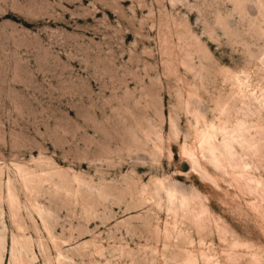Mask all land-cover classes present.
Segmentation results:
<instances>
[{"label": "rangeland", "instance_id": "rangeland-1", "mask_svg": "<svg viewBox=\"0 0 264 264\" xmlns=\"http://www.w3.org/2000/svg\"><path fill=\"white\" fill-rule=\"evenodd\" d=\"M261 94L264 0H0V264H264Z\"/></svg>", "mask_w": 264, "mask_h": 264}, {"label": "bare ground", "instance_id": "bare-ground-1", "mask_svg": "<svg viewBox=\"0 0 264 264\" xmlns=\"http://www.w3.org/2000/svg\"><path fill=\"white\" fill-rule=\"evenodd\" d=\"M242 80V79H241ZM239 81L237 84L239 85V87L240 88H243L244 86H245V82H243V81ZM247 84V83H246ZM245 89H248V88H245ZM253 92V91H252ZM252 94V93H251ZM250 94V95H251ZM249 96V95H248ZM244 98H245V96H244ZM253 101L254 102H256L259 106H263L264 107V95L263 94H261V95H259V96H254L253 98ZM243 105H244V103H243ZM245 107H244V111H246V113H244V114H247V113H250L249 111L251 110L250 109V107L247 105V104H245L244 105ZM252 108V107H251ZM240 110H242V109H240ZM243 111V112H244ZM241 115V114H240ZM248 115V114H247ZM242 116V115H241ZM245 116V115H244ZM242 119V118H241ZM245 120V119H244ZM237 121H238V119H237ZM239 122V121H238ZM245 122V121H244ZM236 123V122H235ZM247 123V122H246ZM207 124V123H206ZM209 124V123H208ZM211 124V123H210ZM234 123H232V125H233ZM220 125H222V124H220ZM235 125H237L236 126V128L232 131L231 130V132L229 131V132H219V133H217V131L214 129V127L213 126H211V125H209V126H207V127H205L204 129H202L201 131H199V133H198V139H197V141H195L196 142V146H197V148L201 151V152H199V153H204L205 155H207L208 156V158H209V160L213 163L212 165L213 166H215V168H218V169H223L224 170V167L226 168V166H225V163L228 161V163H229V165L230 166H228V167H233L235 170H236V174H233V175H235L233 178L235 179V180H238V182L240 183H238V185H237V188H241V182L240 181H242V180H245L244 182H245V185L243 184L242 185V187L244 186V187H248L249 189H250V191H251V189H252V185H251V183L250 182H248V181H246V179H244V174L242 175L240 172V167L242 166H239L236 162V164L234 163V154L236 153L237 154V152L235 151V153H234V151H233V144L234 143H237V142H235V140L236 139H238V137H241L242 136V134H244V133H242L243 131H246V129L245 130H243V123H238V124H235ZM234 125V126H235ZM215 126V125H214ZM219 127V126H218ZM218 127H217V129H218ZM248 127V126H247ZM227 128H229V127H227ZM221 128H219V130H220ZM249 129V128H248ZM251 129V128H250ZM250 129H249V131H250ZM227 131V130H226ZM237 133V136L235 135ZM242 133V134H241ZM247 133V132H246ZM219 134V135H218ZM220 136V140H219V137ZM246 136V135H245ZM255 136V135H254ZM244 138V137H243ZM242 138V139H243ZM241 139V140H242ZM246 140H247V138H245ZM194 140V139H193ZM244 140V139H243ZM242 140V142H244ZM255 144H256V140L254 141L253 139H251ZM195 142H193V143H195ZM241 142V141H240ZM247 142H248V140H247ZM238 143H239V141H238ZM240 145H241V143H239ZM249 144V143H248ZM248 144H247V146H248ZM235 145H237L238 146V144H235ZM244 145V144H243ZM243 145H242V147H243ZM190 146H191V144H190ZM192 146H194V144L192 145ZM251 146V145H250ZM252 146H253V144H252ZM254 147V146H253ZM195 148V147H194ZM196 148V149H197ZM249 147H247V149H248ZM243 149V148H242ZM247 149H243V150H245V152H246V150ZM250 149H252L251 147H250ZM250 149H248L249 151H250ZM242 150V151H243ZM256 150V149H255ZM249 151H247L248 152V154H249ZM182 152H183V155L186 157V160L192 165V166H195V167H197V168H201V172H202V174L205 176V177H207V178H209V175L206 173V171H205V169H202V167H200V164L197 162V160H196V158H197V156L198 155H200L199 153H198V155L196 156V158H195V155H194V152L190 149V148H188V147H183V150H182ZM244 152V151H243ZM254 153H255V151H253ZM197 153V152H196ZM253 153V154H254ZM203 154V155H204ZM251 154V153H250ZM202 155V156H203ZM204 155V156H205ZM252 156V155H251ZM253 157V156H252ZM251 157V158H252ZM204 158V157H203ZM236 159V158H235ZM244 166V165H243ZM232 168V169H233ZM228 169V168H227ZM231 169V170H232ZM233 169V170H234ZM219 171H221L222 172V170H219ZM227 171V170H226ZM228 172H230V170H228ZM233 172V171H232ZM228 174V176H229V173H227ZM248 174V173H247ZM232 175V174H231ZM210 177H212V176H210ZM230 177V176H229ZM246 177V176H245ZM230 179H232V178H230ZM232 180V182L233 181H235V180ZM248 180V179H247ZM249 180H251V179H249ZM160 185V189L161 190H165V192H166V196H167V199L166 200H168V203H169V207H170V210H172V209H174V208H176V205H175V203H178V205H179V207L181 208V209H183V210H185V209H187L188 208V206H189V204L191 205V204H194V203H191V202H197L198 203V208L197 209H195L196 210V212H195V214H194V222H200L201 223V221L203 220V219H208V218H211L210 217V213H209V211H208V209H207V207L201 202V200H200V197H196V196H188L187 194H185V193H183V192H181V191H178V190H176V189H174V188H172L171 186H169L168 188H166V186L162 183V182H160L159 183ZM240 186V187H239ZM255 187H256V185H254ZM243 187V188H244ZM247 187H246V190H247ZM242 188V189H243ZM245 190V189H244ZM195 205V204H194ZM193 205V206H194ZM192 206V207H193ZM195 206V207H196ZM194 208V207H193ZM193 216V215H192ZM184 217V216H183ZM216 218V217H215ZM172 219V218H171ZM174 222H175V220H174ZM213 223V222H212ZM215 225H216V227L217 228H219V225H218V222H217V220L215 221ZM167 233V232H166ZM167 234H169V233H167ZM241 246H243V245H241ZM240 246V247H241ZM224 251V250H223ZM246 253V252H245ZM208 254V253H207ZM207 254H201V259H202V261H203V263L204 264H219L218 263V261H214L213 259H211L210 257H209V255H207ZM215 257V256H214ZM189 261L190 262H192V263H194V264H196V260H195V257H194V255H192V256H189Z\"/></svg>", "mask_w": 264, "mask_h": 264}]
</instances>
